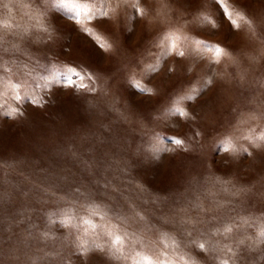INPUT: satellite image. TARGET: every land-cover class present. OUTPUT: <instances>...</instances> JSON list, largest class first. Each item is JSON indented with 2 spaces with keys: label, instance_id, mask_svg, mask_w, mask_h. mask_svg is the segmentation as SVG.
<instances>
[{
  "label": "rangeland",
  "instance_id": "rangeland-1",
  "mask_svg": "<svg viewBox=\"0 0 264 264\" xmlns=\"http://www.w3.org/2000/svg\"><path fill=\"white\" fill-rule=\"evenodd\" d=\"M220 9L0 0V264H264V0Z\"/></svg>",
  "mask_w": 264,
  "mask_h": 264
},
{
  "label": "snow or ice",
  "instance_id": "snow-or-ice-1",
  "mask_svg": "<svg viewBox=\"0 0 264 264\" xmlns=\"http://www.w3.org/2000/svg\"><path fill=\"white\" fill-rule=\"evenodd\" d=\"M125 2H128V3H132L134 2V0H125ZM216 3H217V9L221 12V16L224 17V18H227V16L225 15V13L223 12L222 9H220V3H221V0H216ZM230 23H233L232 21H230ZM204 47H207V48H212L213 46L212 45H208V44H205ZM216 51L217 52H220L221 50L219 48H216ZM73 70L72 69H69V72H72ZM68 86L70 87H77L76 84L72 83L71 80H69L68 82ZM144 89H141V91H143ZM188 97H185V99H187ZM175 114H178V115H187L186 112H182L179 108H175L172 110ZM236 137H228L224 140H221L220 143L221 145H224L226 146V148L228 149H231L232 151H237V147L235 146V141H236ZM239 139H249L251 140V137H240ZM261 139H264V137H262ZM170 143H175L177 145H181L183 144V141L178 139V138H171L169 140ZM71 222V218H69L67 221H65V223H70ZM84 223H89L88 221H84ZM90 227L92 228H95L96 226L95 225H90ZM86 233H87V230H85ZM217 231L219 232L220 229H217ZM232 231V225H225L224 228H223V233L224 234H227L229 232ZM262 234H264V232H262ZM108 235H111L110 233ZM111 245H112V250L115 251V252H118L119 251V248H116L115 245H122L123 244V241L122 239L119 237V236H116L115 239L111 240ZM201 249L204 248V244L201 243L198 245ZM157 264H159V262H157ZM223 264H227V261H223Z\"/></svg>",
  "mask_w": 264,
  "mask_h": 264
}]
</instances>
